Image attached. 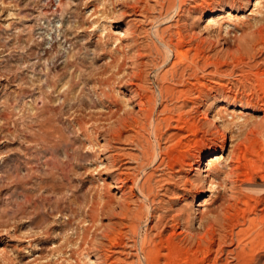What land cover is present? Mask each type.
Listing matches in <instances>:
<instances>
[{"label": "rangeland", "instance_id": "374dc122", "mask_svg": "<svg viewBox=\"0 0 264 264\" xmlns=\"http://www.w3.org/2000/svg\"><path fill=\"white\" fill-rule=\"evenodd\" d=\"M213 1L0 0V264H100L86 248L102 244L108 257L103 228L116 225L125 243H140L159 231L150 225L159 218L172 225L176 214L194 231L214 217L224 216L225 226L202 247L182 236L175 249L163 245L165 254L182 249L172 251V264L225 262L228 250L256 233L264 244V0H235L242 6L230 19L224 8L204 14ZM132 68L157 100L154 118H171L159 139L145 135L152 156L139 168L133 145L121 140L107 149L101 133L109 111L136 109L121 78ZM179 91L188 94L172 98ZM217 129L223 150L195 170L198 155L221 143ZM134 132L127 128L124 137ZM115 153L125 154L117 166L131 178L123 197L112 188L115 173L103 169ZM142 182L150 196L137 191ZM105 196L111 204L92 223L90 206ZM120 203L124 218L114 215ZM215 244L228 246L221 254Z\"/></svg>", "mask_w": 264, "mask_h": 264}, {"label": "bare ground", "instance_id": "6f19581e", "mask_svg": "<svg viewBox=\"0 0 264 264\" xmlns=\"http://www.w3.org/2000/svg\"><path fill=\"white\" fill-rule=\"evenodd\" d=\"M246 1H249V0H246ZM235 4L239 5L238 8H241V6H242L241 1H239V2L237 1V3H236L235 0H229V3H225L221 0H214L213 2L208 4L209 9L204 14H213L216 10L220 11L224 8L225 14H226L225 17L230 19L232 16L231 9L235 8ZM162 6H164V5H162ZM159 8H161V7H159ZM161 9L163 10L164 8L162 7ZM261 29H262V27H261ZM262 30H264V29H262ZM159 38L162 39V36H160ZM201 42H203V41L201 40ZM171 46L172 47L170 50H172V53L174 51L177 54H179L180 57L185 58L186 53L184 54V52L182 53V52L178 51L177 45H171ZM137 56L138 57H136V58H141V54L139 52H138ZM122 63L124 66V62H122ZM118 72L120 73L121 71H118ZM116 74H118V73H116ZM109 78H110L109 80H111L113 78V75ZM121 78H122V80L125 79V82L124 81L123 82L126 86V91H127V96H128L127 100L136 109L133 108L134 111H130V110L129 111H123L122 114H120V111H122L121 110L122 108L121 109L117 108L114 111H109L107 120L111 121V124L109 125L108 128H105L104 130H102L101 133H104V135L106 136L104 147H106L107 149L114 148V147H112V144H119V142L121 140L127 141L129 144L133 145L137 149V153L139 152V156L138 157H136V156L133 157L131 155H129V156L133 160H135V164H136V165L134 164L135 167L139 168V167L143 166L146 162H148L149 158L152 156L150 142L148 141L147 137H145V135L148 134V132L150 130L153 133V135L157 139H159L160 136L162 135L161 131H162L164 125L169 126L170 125L169 120L171 118L167 117V118H162L159 120H156L154 118L153 114H154L155 108H156L154 101L157 102V100L156 99L154 100L152 95H150L147 92V90L144 87H142V85L140 83V77H139L138 71H136V70L134 71L132 68L129 71V73L125 72L124 74H122ZM171 78H173V76H171ZM142 80H143V78H142ZM184 94H188V92L187 91L186 92L179 91L177 93L176 92L172 93L171 96L173 98V97L182 96ZM157 95H158V97H161V98L165 97L166 96V89H164V88L158 89ZM114 105L116 106L115 103H114ZM166 111H168V109H167V107H164L161 112H166ZM177 120H180V117H178ZM78 124H80V123H78ZM80 127H81V129L83 128L82 126H80ZM127 128H134L135 134L129 135L128 137H124V133L126 132ZM151 132H149V133H151ZM218 133L220 134L219 137H220L221 143L212 152L203 151L202 153H200L198 155L196 163H195V167H194L195 170H197V171H199L200 169L203 170V168L201 166H202V160H204V159L207 160L205 163H203V164H205V166L210 167L211 165H213L214 160L217 159L216 158L217 152H221L223 150L224 144H225L224 143V132H221L220 130H218ZM167 154L168 153L165 151H163V153H162L163 156H166ZM157 155L159 156L160 152H157ZM108 156H109V159L107 160V164L104 165L105 167H103V169L106 171L109 170L111 173H115V175L112 178V180L114 182V187H112V188H115L118 191V193H120V195L123 197L125 194L126 183L128 181H131V178H129L130 174L120 172L117 164H118V158L121 156H125V154L115 153V154L108 155ZM168 157L169 156H167V158ZM169 160H170V158H169ZM163 161H164V158H160V163ZM126 172H128V171H126ZM203 172L205 173L204 176H207L206 175L207 171L204 170ZM145 187L146 186H145L144 182H142V183H138L136 188H137V191L140 193V195H143L146 197L150 196V194L152 192V188L147 187L145 189ZM203 189H204V187H203ZM202 193H203V190L197 195V198ZM102 200L103 201L98 203V204L96 202H92V204L90 206L89 212L91 213L90 219H91L92 223L96 222L99 214L105 212V210L109 208L112 199L110 200L108 198V196H105V198ZM125 212H126V205L124 203H120L119 207H118V212L114 213V215L124 218ZM136 218L137 217L135 216L134 219H136ZM161 220H162V218H159L157 223L150 225L148 228L149 230H153L154 228H158L159 231L157 233H151L150 235L146 234L147 236H145L142 239V241H140V243H138L137 241H133V243H131V244L125 243L124 238L127 236V234L122 232L121 230H118L116 228V225H114V226L109 225L108 227H105V229L103 228V230L101 232L102 237L111 241V244H108V248L110 250H109V255L106 259L104 258V255L101 254L102 252L100 253V251H102L101 249L103 248L102 244H99V245L87 244L88 247L86 249L87 250L88 249L89 250H95L99 253L98 258H99V261H101L100 264H104L105 262H108V261H109L108 264H172L173 257H172L171 253L177 247L176 245L178 244L175 241L176 237L182 236V239L179 242L192 243V244H189L190 248L193 247V245L196 247H202L203 245H206L205 243H208V240L216 237L215 236L216 231H217L216 228L219 225H221L222 227L225 226V217L224 216L221 217L220 220L217 217H214L213 219H210V220L208 219V221L205 220L206 222L200 224L199 229L196 231H194V229L191 228V226L188 222L189 221L188 218H185L181 214H176V215L171 217V220L174 223L172 225H169V222L162 224ZM169 227H170L171 231H169V233H167V234H164V233L168 232ZM123 228H128V226H123ZM247 228H248V226H247ZM254 228H255V226H254ZM135 231H136V221L134 220L129 225V232L131 234H134ZM244 231H245L244 229L240 230L237 232V234L244 233ZM226 237H227L226 234L219 235V240H221L222 242H225ZM232 237H233V235H232ZM259 237H260L259 233H256L255 235L250 237L245 244H242V243L237 244L235 249L228 250L229 257L225 258V262H222L221 259H219L220 258L219 257L218 258L219 260H215L212 264H264V263H259L260 260H259V257L257 255V250L260 249V247L262 248V246L264 245V244H258L259 240H260ZM163 245H166L167 248L169 246L170 249L174 248V247L175 248L172 249L171 252L169 251L170 253L165 251L168 253V254H165L163 252V250H164ZM215 245L217 247L216 250H218L221 254L224 253V251L226 249L225 247L228 246L227 244H215ZM84 246H85V244L78 246V250L84 252V249H85ZM178 247H180V246H178ZM263 249H264V246H263ZM179 250L181 251L182 249L179 248ZM74 251H76V250H74ZM180 251H178L176 249V250H174L173 254L175 252H180ZM113 254H118L116 256H119V257H114ZM174 255H176V254H174ZM179 255L177 254L176 256H179ZM121 258H123V259H121ZM130 258H135V260L132 259V261H131ZM174 258H176V257H174ZM177 258L179 259V257H177ZM177 258L175 260H177ZM182 259H184V258L182 257ZM192 261H191V263H192ZM175 262L178 263L177 261H175ZM182 262H184V261H182ZM176 263H173V264H176Z\"/></svg>", "mask_w": 264, "mask_h": 264}]
</instances>
